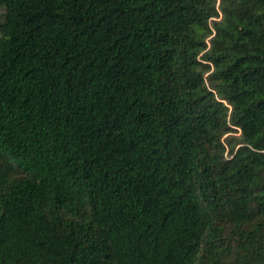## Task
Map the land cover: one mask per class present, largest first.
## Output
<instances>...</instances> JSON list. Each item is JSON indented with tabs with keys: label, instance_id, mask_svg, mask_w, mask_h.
Masks as SVG:
<instances>
[{
	"label": "trees",
	"instance_id": "16d2710c",
	"mask_svg": "<svg viewBox=\"0 0 264 264\" xmlns=\"http://www.w3.org/2000/svg\"><path fill=\"white\" fill-rule=\"evenodd\" d=\"M0 264H264V0H0Z\"/></svg>",
	"mask_w": 264,
	"mask_h": 264
}]
</instances>
